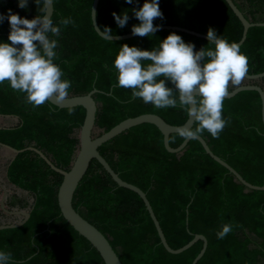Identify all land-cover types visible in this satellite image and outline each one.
Returning a JSON list of instances; mask_svg holds the SVG:
<instances>
[{"label":"trees","instance_id":"trees-1","mask_svg":"<svg viewBox=\"0 0 264 264\" xmlns=\"http://www.w3.org/2000/svg\"><path fill=\"white\" fill-rule=\"evenodd\" d=\"M53 2L54 24L68 17L75 21V26H61L60 36L52 37L58 41L54 62L64 72L63 78L71 81L70 95L98 90L94 95L98 128L109 131L127 118L146 113L157 114L171 125L187 121L182 109H157L132 98L130 90L116 87L115 57L123 44L146 50L158 47L170 32L181 35L186 43L192 42L195 50L214 45L174 30H160L150 37L107 40L92 22L94 0ZM143 3L100 0L99 27L111 28V35L132 33V26L139 23L132 10ZM159 6L164 18L156 19L157 25H175L202 34L212 27L229 43L242 39L244 25L226 0H159ZM237 6L251 22H264V0H243ZM9 9L28 19L45 14L34 0H29L27 9L19 8L18 0H0V12L6 14ZM114 12H127L130 18L125 27L117 26ZM9 30L7 20L0 24V42L7 41ZM241 52L249 58V74L264 71V26L249 28ZM262 107L257 91L226 98L223 116L230 118V123L218 139L207 131L202 135L216 155L246 181L259 186H264ZM69 109L50 102L33 107L26 103L24 93L13 91L8 82L0 84V115L18 119L15 126L0 128V143L16 149L34 144L57 167L69 170L79 143L75 132L86 116L82 106L71 107L73 115ZM183 141L176 133L170 135L172 147ZM99 151L124 181L146 193L172 248L178 249L196 234H203L208 247L197 264H264V190L248 189L214 160L199 140L189 141L181 154L170 153L162 132L154 124L143 123L104 143ZM62 181L63 176L32 151L19 153L8 163L4 185L0 186V224L22 217L11 216L2 208L5 193L6 209L30 212L23 226L0 230V251L11 253L15 264H105L91 242L62 215L58 202ZM73 205L106 236L123 264H192L203 247V241H198L182 253L168 252L143 199L120 187L95 159L74 193ZM224 224H231L233 231L218 239L216 233Z\"/></svg>","mask_w":264,"mask_h":264},{"label":"clouds","instance_id":"clouds-1","mask_svg":"<svg viewBox=\"0 0 264 264\" xmlns=\"http://www.w3.org/2000/svg\"><path fill=\"white\" fill-rule=\"evenodd\" d=\"M34 2L43 12L51 0ZM126 2L133 4L134 0ZM28 4L29 0H18L21 9H27ZM132 11L139 20L131 28L133 36L150 37L160 30L161 26L154 23L164 18L159 0H144ZM113 17L120 28L130 18L127 12H114ZM5 20L10 30L7 41L0 42V84L8 82L13 91L24 93L26 103L33 107L53 100L64 102L72 84L54 62L58 41L52 37L60 36L61 26H75V21L68 17L54 24L47 14L28 19L11 9L6 14L0 12V24ZM95 29L101 36L111 37V28ZM206 39L214 47L195 50L192 42L186 43L181 35L170 32L151 50L123 44L114 60L116 87L130 90L132 98L157 109L179 108L187 114L190 123L175 129L183 140H196L205 131L214 139L220 137L230 123V118L223 116L224 100L232 88L243 84L249 71V58L238 43H229L212 27ZM73 114L70 108L69 115ZM232 231L231 224H224L216 236L223 239ZM0 264H15L11 253L0 251Z\"/></svg>","mask_w":264,"mask_h":264},{"label":"water","instance_id":"water-1","mask_svg":"<svg viewBox=\"0 0 264 264\" xmlns=\"http://www.w3.org/2000/svg\"><path fill=\"white\" fill-rule=\"evenodd\" d=\"M99 1L100 0H94L93 6H92V20H93L94 28L99 27L98 20H97V9L99 5ZM226 1L244 25V33H243L242 39L239 42H237L241 46L246 40L249 28L253 26H264V22H251L245 16L242 10L237 6L234 0H226ZM53 13H54V2L53 0H51V3L48 4L47 8L45 9V14L52 17ZM160 30L181 31L187 34L194 35L199 38L206 39V34H202L194 30H190V29L180 27V26H175V25H162ZM101 35L103 34L101 33ZM101 37L107 40L116 41V40L133 38L136 36H133L132 33H128L124 35H111L110 38L106 36H101ZM262 78H264V71L259 74L247 73L246 78H245L247 82L243 83L239 87L231 89L230 94L227 98H232L236 96L238 93L242 91H247V90H253V91L259 92L261 99H262V106H263L262 116H263V122H264V89L262 88V86H260L258 83L255 82ZM97 92L98 90L93 89L91 92L85 95H69V97L64 102H56L55 100L49 101L50 103H52L53 105L59 108H71V107H76V106H82L86 110L85 120L83 122V125L80 128V133H79V141H80L79 147L74 154V158L71 162V167L69 170H64V169L57 167L40 149L36 148L35 146H29L23 149H16V148H13L3 143H0V145L10 150L14 154L13 158H15L17 154L24 152L26 150L35 151L48 163V165L54 171H56L57 173H60L63 176V181L58 191V202H59L62 215L69 222V224H71L82 236H84L87 240L91 242V244L100 253L105 264H123V263L120 260L117 252L112 247L109 240L106 238V236L96 226H94L90 221H88L81 212H78L73 205L74 193L79 183L81 182V180L87 173L92 160L94 159L100 162V164L105 168L107 173L110 174L113 180L120 187H124V188H127L129 190L136 192L143 199L147 207V210L149 211L155 223V226L157 228L161 242L168 252L172 254H179L189 249L191 246H193L198 241H203V247L192 263V264H197L199 260L203 257V255L205 254L207 247H208V239L206 238V236L203 234H196L194 238L190 242L185 244L184 246L178 249L172 248L166 239V236L162 230L160 222L154 213V210L151 206L150 201L147 198L146 193L142 189L137 187L136 185L128 183L127 181H124L119 176V174L114 171V169L111 167V165L101 155L99 151L100 146L112 140L113 138L120 135L121 133L127 131L128 129L134 126L143 124V123H151V124H154L162 132L164 136V144H165L166 149L170 153L181 154L186 148L189 141L191 140H184L178 147H172L169 143V139H170L171 134L176 133L175 129H177L180 126L190 123V118H188L187 121L182 125H171L157 114L146 113V114H142L136 117L127 118L123 120L122 122H120L119 124H117L116 126H114L113 128H111L109 131H104V130L101 131L102 129H99L96 125V114H97L98 105L94 99V95ZM0 128H9V127H0ZM96 132H101V134L94 136ZM196 140H199L201 142L206 152L214 160H216L217 162L225 166L234 175V177L239 182L244 184L248 189L264 190V186L255 185V184H252L246 181L244 177L238 171H236L232 166H230L221 157L216 155L212 151L211 147L208 145L206 140L203 138V136L198 137V139ZM5 197H6V193L4 194L2 201H1V206L5 210V212L11 215H22L24 216V218L23 220L19 222L0 224V230L17 228V227L23 226L30 218V212L12 211V210L6 209L4 206Z\"/></svg>","mask_w":264,"mask_h":264},{"label":"rangeland","instance_id":"rangeland-1","mask_svg":"<svg viewBox=\"0 0 264 264\" xmlns=\"http://www.w3.org/2000/svg\"><path fill=\"white\" fill-rule=\"evenodd\" d=\"M244 82H247V80ZM259 83L264 86V80L263 81L260 80ZM17 123H18V119L15 117L0 115V127L15 126ZM79 133H80V129L76 130L75 135L78 137ZM12 155L13 153L9 149L0 145V180H4L5 178L7 164L10 161ZM16 219L17 218H11L7 220L6 222H9V223L15 222Z\"/></svg>","mask_w":264,"mask_h":264},{"label":"flooded vegetation","instance_id":"flooded-vegetation-1","mask_svg":"<svg viewBox=\"0 0 264 264\" xmlns=\"http://www.w3.org/2000/svg\"><path fill=\"white\" fill-rule=\"evenodd\" d=\"M256 82V81H255ZM260 86H262L260 83H258ZM262 88L264 89V86H262ZM100 129V128H99ZM101 131H103V129L101 130ZM101 134V132H96L95 134H94V136H97V135H100ZM78 138H79V136H78ZM80 142V141H79ZM30 146H35L34 144H32V145H30ZM27 147H29V146H27ZM78 147H79V143H78V145H77V148H76V150L78 149ZM37 148V147H36ZM76 150H75V152H76ZM26 151H32V150H26ZM42 151V150H41ZM32 152H34V153H36L35 151H32ZM43 152V151H42ZM75 152H74V154H75ZM44 153V152H43ZM37 154V153H36ZM45 154V153H44ZM14 155V154H13ZM13 155H12V157H11V159H10V161L11 160H13L14 158H13ZM39 155V154H38ZM46 155V154H45ZM40 156V155H39ZM47 156V155H46ZM41 157V156H40ZM48 157V156H47ZM50 160H51V158L50 157H48ZM73 158H74V155H73ZM73 160V159H72ZM9 161V162H10ZM52 161V160H51ZM8 162V163H9ZM53 162V161H52ZM48 164V163H47ZM54 164V163H53ZM8 165V164H7ZM71 167V166H70ZM62 169V168H61ZM65 170V169H64ZM4 185V180H0V186H3ZM12 211H14V210H12ZM9 214V213H8ZM11 215V214H10ZM11 216H22V215H11ZM14 218V217H13ZM23 218H24V216H22L21 218H17L16 220H15V222H19V221H21V220H23ZM15 222H10V223H15ZM6 223H9V222H6ZM5 222L4 223H2V224H6Z\"/></svg>","mask_w":264,"mask_h":264},{"label":"crops","instance_id":"crops-1","mask_svg":"<svg viewBox=\"0 0 264 264\" xmlns=\"http://www.w3.org/2000/svg\"><path fill=\"white\" fill-rule=\"evenodd\" d=\"M235 1H236L237 4L243 3V0H235ZM245 9L247 10V9H249V7L246 5Z\"/></svg>","mask_w":264,"mask_h":264}]
</instances>
